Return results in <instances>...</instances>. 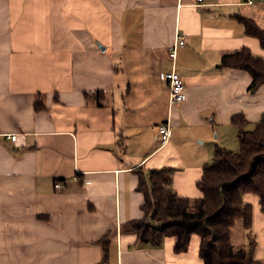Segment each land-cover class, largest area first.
Segmentation results:
<instances>
[{
  "label": "crops",
  "instance_id": "obj_1",
  "mask_svg": "<svg viewBox=\"0 0 264 264\" xmlns=\"http://www.w3.org/2000/svg\"><path fill=\"white\" fill-rule=\"evenodd\" d=\"M262 16L264 0H0V264H204L198 235L177 253L176 237L154 246L129 230L143 217L138 173L174 169L192 205L216 148L238 144L232 117L264 116V86L221 67L242 48L264 59L240 20L264 29ZM172 70L178 105L161 80ZM244 200L264 264V213ZM248 240L237 224L233 244Z\"/></svg>",
  "mask_w": 264,
  "mask_h": 264
},
{
  "label": "trees",
  "instance_id": "obj_2",
  "mask_svg": "<svg viewBox=\"0 0 264 264\" xmlns=\"http://www.w3.org/2000/svg\"><path fill=\"white\" fill-rule=\"evenodd\" d=\"M240 20L246 34L258 39L264 49V29L252 19ZM221 67L248 72L253 93L264 86V59L248 48L224 54ZM232 123L239 130V151L216 148L212 161L203 167L197 183L200 196L192 205L174 190V169L151 170L148 177L143 171L138 173L143 217L127 224L137 241L160 246L165 238L176 237L174 250L180 253L188 249L191 237L198 235L204 264H262L254 257L253 207L244 198L258 197L264 213V116L252 130H247L249 122L242 114L234 115ZM239 223L249 240L237 247L232 234Z\"/></svg>",
  "mask_w": 264,
  "mask_h": 264
},
{
  "label": "built area",
  "instance_id": "obj_3",
  "mask_svg": "<svg viewBox=\"0 0 264 264\" xmlns=\"http://www.w3.org/2000/svg\"><path fill=\"white\" fill-rule=\"evenodd\" d=\"M184 44L185 41L179 37L176 44L171 47L169 57L173 62L176 59V48L183 46ZM161 80L168 84L170 89L169 100L172 105L182 104L186 101L187 95L185 92V84L181 76L175 70L162 73ZM159 134L163 143H166L171 139L172 132L168 123L159 126ZM16 138L17 136H12L13 141H16Z\"/></svg>",
  "mask_w": 264,
  "mask_h": 264
},
{
  "label": "rangeland",
  "instance_id": "obj_4",
  "mask_svg": "<svg viewBox=\"0 0 264 264\" xmlns=\"http://www.w3.org/2000/svg\"><path fill=\"white\" fill-rule=\"evenodd\" d=\"M260 18H261V23L264 24V16H262V17H260ZM251 92L253 93V91H251ZM169 93H170V89H169ZM253 128H254V126H248V127H247V130H252ZM213 137L216 138V134H214ZM227 149H228L230 152H232V153H237V152L239 151V143L236 145L235 148L233 147L232 144H230V147L227 148ZM237 230H239V229L237 228ZM237 230H235V233L237 232ZM240 232H241V230H240ZM256 240H257V238H256ZM255 249H256V248H255Z\"/></svg>",
  "mask_w": 264,
  "mask_h": 264
}]
</instances>
